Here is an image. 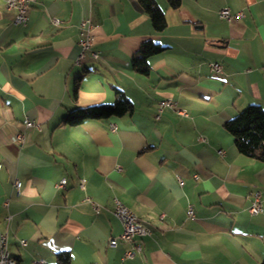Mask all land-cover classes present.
Here are the masks:
<instances>
[{
    "label": "crops",
    "instance_id": "crops-1",
    "mask_svg": "<svg viewBox=\"0 0 264 264\" xmlns=\"http://www.w3.org/2000/svg\"><path fill=\"white\" fill-rule=\"evenodd\" d=\"M157 2L161 32L138 0H36L26 24L0 0V232L18 264H57L63 250L69 264H262L264 162L237 150L225 122L249 105L264 109V0ZM226 7L244 14L227 21ZM84 18L97 25V57H79ZM149 39L166 49L143 74L131 62ZM115 88L131 112L63 123L77 107L114 102ZM166 98L176 107L159 111ZM26 117L36 125L26 128ZM255 191L258 214L249 211ZM113 197L152 229L132 258L130 243L108 244L122 232Z\"/></svg>",
    "mask_w": 264,
    "mask_h": 264
},
{
    "label": "trees",
    "instance_id": "trees-1",
    "mask_svg": "<svg viewBox=\"0 0 264 264\" xmlns=\"http://www.w3.org/2000/svg\"><path fill=\"white\" fill-rule=\"evenodd\" d=\"M139 4L148 13L153 28L161 32L167 27L165 11L159 6L157 0H138ZM172 9H178L182 0H167ZM166 49L153 40L144 41L132 57V67L143 74H149L151 66L149 58ZM80 85L74 89L73 97L78 99ZM133 110V102L119 88H115V100L111 103H99L87 107H77L68 112L63 123L80 125L87 120L104 119L112 116H122ZM225 128L233 135L237 150L249 157L264 162V109L258 104H252L241 110L234 117L225 122ZM57 264H69L71 253L63 250L57 253ZM264 264V260L262 262Z\"/></svg>",
    "mask_w": 264,
    "mask_h": 264
},
{
    "label": "built area",
    "instance_id": "built-area-1",
    "mask_svg": "<svg viewBox=\"0 0 264 264\" xmlns=\"http://www.w3.org/2000/svg\"><path fill=\"white\" fill-rule=\"evenodd\" d=\"M6 6L10 9H16L17 10V16L15 19L16 23H21V24H26L29 20V17L27 15V10L28 8L36 2V0H5ZM243 11H239L236 13H232L229 8H223L220 11V17L227 20L231 21L234 18H239L243 16ZM54 24L58 25L60 22L58 19H53ZM97 27V25L92 22L91 18H84L79 25L80 28V39H79V46H80V58L84 57L85 52L88 50H91V54L94 57L98 56V52L93 50V45L95 42V36H94V30ZM210 69L211 71L221 74L223 73V67L220 63L218 62H212L210 63ZM176 103L170 99L166 98L163 99L159 102V111H162L163 108L165 107H176ZM178 112L180 114L186 115L187 112L184 109H178ZM160 116L158 115L157 118ZM23 124L26 128L35 126L36 123L26 117L23 120ZM111 129H115V125H111ZM23 133L22 132H17L14 136V140L16 142H22L23 141ZM179 180L182 182L181 178L179 177ZM67 184V178H62L58 183L57 187L58 188H64ZM14 187L16 189L17 194H20L21 192V187H22V182L18 179L14 181ZM80 187L82 189L85 188V180L82 179L80 181ZM87 201H89L95 211H99L100 207L97 205L91 198L86 197ZM113 208H112V213L113 215L120 221L122 225V232L117 235L113 236L109 239V246L110 247H116L119 242H127L132 245V248L129 249L125 253V257H130L132 258L135 256L136 251L141 252L142 251V245L137 241L138 238H144L146 236L151 235L152 229L149 225L145 224L140 220V218L137 215H131L128 211L127 208L125 207V204L123 202H118L116 199L113 197ZM263 210V197L261 191H255L252 193V199H251V205L249 207V211L252 214H258L262 212ZM189 216H193V211L192 209H189ZM5 220L9 223L11 220V216L8 215L6 216ZM27 244V241L22 239L21 240V245L25 246ZM8 253L9 249L7 244H5V240L0 238V264H6V259H8ZM42 262V260H37L35 261V264H39Z\"/></svg>",
    "mask_w": 264,
    "mask_h": 264
},
{
    "label": "bare ground",
    "instance_id": "bare-ground-1",
    "mask_svg": "<svg viewBox=\"0 0 264 264\" xmlns=\"http://www.w3.org/2000/svg\"><path fill=\"white\" fill-rule=\"evenodd\" d=\"M114 198L116 199V201L122 202L118 197H114ZM125 207L127 208V211L131 215H136L126 204H125ZM0 238L5 240V244H7L8 249H9L8 259H6V264H18V261H17L16 257H14L13 254L11 253V251H10L8 234L6 232H0Z\"/></svg>",
    "mask_w": 264,
    "mask_h": 264
}]
</instances>
